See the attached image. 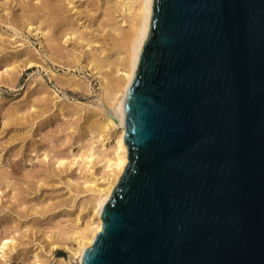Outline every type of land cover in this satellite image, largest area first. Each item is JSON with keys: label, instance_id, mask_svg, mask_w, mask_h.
<instances>
[{"label": "water", "instance_id": "1", "mask_svg": "<svg viewBox=\"0 0 264 264\" xmlns=\"http://www.w3.org/2000/svg\"><path fill=\"white\" fill-rule=\"evenodd\" d=\"M125 131L81 264H264V0H153Z\"/></svg>", "mask_w": 264, "mask_h": 264}, {"label": "rangeland", "instance_id": "2", "mask_svg": "<svg viewBox=\"0 0 264 264\" xmlns=\"http://www.w3.org/2000/svg\"><path fill=\"white\" fill-rule=\"evenodd\" d=\"M81 22L89 26L84 34L90 48L104 56L99 70L106 81L114 75L119 36L103 17L83 15ZM12 25L0 23V264H78L60 240L93 197L91 172L104 174L105 159L90 156L101 149L90 118L104 83L80 41L68 35L60 42L65 49L59 63L50 57L47 39ZM61 78L78 82L70 87Z\"/></svg>", "mask_w": 264, "mask_h": 264}, {"label": "bare ground", "instance_id": "3", "mask_svg": "<svg viewBox=\"0 0 264 264\" xmlns=\"http://www.w3.org/2000/svg\"><path fill=\"white\" fill-rule=\"evenodd\" d=\"M85 2L86 6L82 3L76 4L75 0H0V23L11 21L15 29L16 24H20L30 33L42 38V41L43 38L47 39L52 52L50 57L59 63H64L65 49L60 42L68 35L71 36L87 47L86 58L101 78L99 66L102 67L104 64L102 59L104 56H101L102 52L90 48L92 42L87 41L84 34L89 26L81 22L83 15L91 21L98 19L100 22L103 17L107 26H112L110 27L115 32L114 35L119 36L115 43L119 48L118 61L112 69L114 75L106 81L102 78L103 91L97 95L99 105L97 104L96 112L90 118L92 131L98 137L97 141L101 146L100 151H92L90 156L101 158L99 162L105 159L106 163L102 167L104 174H101L102 171L99 174L91 172L89 182L91 185L88 186V190L92 191L93 197L81 205L85 214L82 218L78 216L75 228L70 231L71 234L63 236L60 240L61 244L78 259V264H81L84 253L102 230L101 211L129 162L128 146L125 141V101L137 71L141 50L151 30L153 12V0H85ZM16 7H19L21 14L17 12ZM96 24L102 26L103 23ZM120 24H127L128 28L120 30ZM60 82L72 87L78 81L73 78H61ZM77 143L79 144L78 141ZM58 161L59 164H66L65 161ZM93 167L91 163L90 170ZM69 240L73 245L68 244ZM5 245L7 243H4V247ZM60 261V264H70L66 259Z\"/></svg>", "mask_w": 264, "mask_h": 264}]
</instances>
